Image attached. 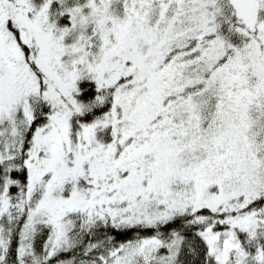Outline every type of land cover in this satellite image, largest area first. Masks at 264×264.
I'll list each match as a JSON object with an SVG mask.
<instances>
[{
  "label": "snow or ice",
  "instance_id": "snow-or-ice-1",
  "mask_svg": "<svg viewBox=\"0 0 264 264\" xmlns=\"http://www.w3.org/2000/svg\"><path fill=\"white\" fill-rule=\"evenodd\" d=\"M0 264H264V0H0Z\"/></svg>",
  "mask_w": 264,
  "mask_h": 264
}]
</instances>
